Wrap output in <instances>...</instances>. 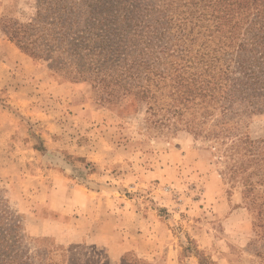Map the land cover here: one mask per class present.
<instances>
[{
    "label": "rangeland",
    "instance_id": "1",
    "mask_svg": "<svg viewBox=\"0 0 264 264\" xmlns=\"http://www.w3.org/2000/svg\"><path fill=\"white\" fill-rule=\"evenodd\" d=\"M32 0H0L31 12ZM104 102L0 31V207L57 264H264V175L232 143ZM235 132L264 139V113ZM244 137V138H245ZM243 144H240V147ZM253 156V155H252Z\"/></svg>",
    "mask_w": 264,
    "mask_h": 264
},
{
    "label": "trees",
    "instance_id": "2",
    "mask_svg": "<svg viewBox=\"0 0 264 264\" xmlns=\"http://www.w3.org/2000/svg\"><path fill=\"white\" fill-rule=\"evenodd\" d=\"M30 7L25 18L8 7L0 31L53 75L90 83L104 102L144 101L158 128L234 134L252 173L264 175V139L235 132L244 113H264V0H32ZM27 242L20 221L0 207V264H57L27 253Z\"/></svg>",
    "mask_w": 264,
    "mask_h": 264
}]
</instances>
